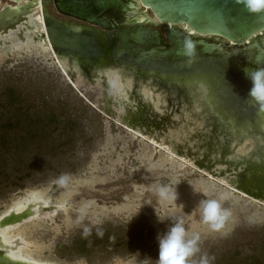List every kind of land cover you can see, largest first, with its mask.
<instances>
[{
  "label": "rangeland",
  "instance_id": "obj_1",
  "mask_svg": "<svg viewBox=\"0 0 264 264\" xmlns=\"http://www.w3.org/2000/svg\"><path fill=\"white\" fill-rule=\"evenodd\" d=\"M14 5L0 0V9ZM32 28L0 38V217L32 195L58 210L9 228L21 250L44 264H157V235L179 221L188 238L199 236L200 251L189 264L202 257L208 264H264V200L212 174L229 166L214 164L208 172L196 165L205 154L220 160L225 149L220 132L205 122L208 112L197 120L175 89L167 92L149 73L138 82L164 93L163 108L155 111L159 128L145 120L125 123L103 110L98 87L74 86ZM179 85L194 103L206 100L208 88L198 78ZM262 146L256 134L232 140L224 160L243 162L247 152L249 160ZM204 198L231 213L219 232L201 221L197 206Z\"/></svg>",
  "mask_w": 264,
  "mask_h": 264
},
{
  "label": "water",
  "instance_id": "obj_2",
  "mask_svg": "<svg viewBox=\"0 0 264 264\" xmlns=\"http://www.w3.org/2000/svg\"><path fill=\"white\" fill-rule=\"evenodd\" d=\"M28 1L37 2V0ZM39 1L42 7L41 15L45 30L44 33L41 32L42 37L48 41L57 56L67 58L70 63L75 62L84 73H89L88 70L91 69L124 67L129 71L131 68L129 72L133 80L139 81V78L151 73L153 78L161 80L159 81L162 83L159 84L160 87L165 88L169 93L170 88L175 89L180 95H185L186 87L179 84L196 77L208 88L206 100L210 96L212 98L219 96L220 91L233 94L234 89H231L230 86L222 87L225 84L219 69L222 60L229 57L232 50L237 47H242L246 51L254 48L260 50L256 42L252 40L264 34V14H250L243 6L237 5L234 0ZM49 5L57 14L69 20L66 22L58 21L46 9ZM137 7L146 9L151 21L137 22V16H135ZM8 9V7L5 8L4 13L0 14V25H2L0 32L13 27L15 23L20 21V17H15L12 11ZM25 10L26 8L23 7L19 12L25 13ZM152 19H155L159 25L152 22ZM71 20L91 28H82L72 23ZM11 23L14 24L8 27ZM151 27L161 28L165 41L170 45L168 48L161 45V37ZM99 30L108 35L115 34L116 36V48L112 52L114 65H108L105 61ZM187 41L193 44L191 55L186 53L185 43ZM251 61L255 65L264 66V51ZM70 76L72 79L74 78L72 74ZM165 82H171L169 83L170 87L164 85ZM218 84H222V86L218 87ZM102 86L106 90L104 96L107 93L112 100L115 99L109 84L104 81ZM214 99L216 100V97ZM206 100H204L201 110L202 114L208 112L209 121L207 120V122L213 128L212 132L214 133L220 130L218 128L220 115H225L217 113L215 109H207ZM167 101L169 102L170 98ZM186 101L188 102V97H186ZM101 102H103L105 112L112 116H118L125 123L142 121L143 113L139 112L137 107L139 105L142 110L146 107L136 102L133 106L126 108L125 111L131 117V119L126 120V116L117 115L111 108L114 101L109 102L105 99ZM214 102L215 104L211 102L209 104L217 105V102ZM146 110L148 117L146 116L144 120L152 123L154 128H159L158 121L154 123L150 117H160L161 119L162 117L156 112L154 113L149 107H146ZM243 115L249 114L240 113L238 119L242 120ZM198 118L196 117V119ZM226 119L233 118L226 116ZM223 123L226 124L224 120ZM210 141H213V137ZM214 141L219 144V140L215 139ZM231 141L224 140L223 143L226 147H230ZM242 143L239 141V144ZM236 148L237 146L233 149ZM225 149L226 151L223 149L221 151L220 160L217 158L211 160L209 154H205L202 155L201 159L197 158L199 162L196 165L208 170V172L214 164L229 166L226 170L216 169V172L210 171V173L213 172L214 176L224 178L232 185L236 184V189L246 195L264 200V154H262L264 147L259 148V162L252 159L253 157H249L248 160L245 158L247 156L242 158L243 162H226L225 156L229 155L230 151ZM242 163H245L244 167ZM57 210L56 206H42V204L32 201L21 211L10 210L5 216H2L0 218V230L2 232L34 217L52 214ZM1 238L0 236V264H37L31 260L27 262L11 258L2 250L5 245ZM16 241L19 243L18 240Z\"/></svg>",
  "mask_w": 264,
  "mask_h": 264
},
{
  "label": "bare ground",
  "instance_id": "obj_3",
  "mask_svg": "<svg viewBox=\"0 0 264 264\" xmlns=\"http://www.w3.org/2000/svg\"><path fill=\"white\" fill-rule=\"evenodd\" d=\"M10 1H14L15 5L14 6H10L8 7L9 11H12V13L15 15V17H20V21L17 23H11L8 27H10L11 25L14 24L13 27L7 28L6 30L0 32V38L3 37V32L8 33V35H10V33L12 32H16V31H22V30H26L29 31L31 30L32 27L36 26L38 29V32H45L44 30V24H43V20H42V7L40 5V1L37 0V2L32 3L29 2L28 0H10ZM139 6V5H138ZM26 8L25 13L23 12H19L21 8ZM5 11L4 9H0V14H3ZM147 10L144 8H140L137 7L136 8V15L137 16V22H147V21H151L150 17H148V14L146 12ZM17 15V16H16ZM152 22H154L156 25H159L157 23V21H155V19H152ZM2 26V25H0ZM33 29V28H32ZM43 43L47 46V48L49 49L50 56H55L57 60H59L61 66H62V70L65 73H68L69 75L72 74L74 76V80L75 82H73L74 86H83V84L85 82H89L90 86H95L98 87L99 90L101 91V99L104 101L106 99V101L109 102H113L111 108L116 112L117 115L124 114V111L126 108H129L130 106H133L134 104H136V102L141 103L142 105L149 107L153 110V112L155 113L156 109H158L159 111L162 110L163 108V94L159 93L160 90H154L153 84L149 83V82H138L133 80V77L131 76L130 72L122 67L119 68H104L102 70H88L89 73H84L82 71L81 68H78L79 65L75 64V62L70 63L69 60L65 57H58L56 56V54L53 52V50L51 49L48 41L45 40V38L42 39ZM67 74V75H68ZM71 79V80H73ZM107 82V84H109V88H111L112 91V96H114L113 98L115 99H111L109 94L106 93V95L104 96V92L106 91L104 89V87L102 86L103 82ZM191 84L189 83V86ZM153 87V88H152ZM188 88V87H187ZM186 88V90L184 91L185 95H181V98L185 101L186 97H188V108L189 111H191L192 116L199 117L198 119H200L202 117V110L201 112H198V109H201L200 106H202L204 104L203 103H194L193 102V98L190 97V93H188V89ZM189 89H191L189 87ZM154 90V91H153ZM172 91V90H171ZM151 92H155L156 95H152ZM175 98H178L179 94H175L174 95ZM189 98H191V100H189ZM152 101V102H151ZM187 102V101H186ZM209 98L208 100H206L207 106L209 104ZM146 107L144 108V110H142L139 105L137 108H139V112L143 113L142 116V120L145 119V115H147V110ZM204 107V106H203ZM202 107V108H203ZM209 108V107H208ZM135 111V110H134ZM225 116L223 117L224 122H226V125L222 122L223 120H221L222 122L219 123L218 128L220 129L219 132L222 135L223 140L226 139H231V140H238V139H244L246 137L252 136V134H256V132L259 134V136L262 134L263 130L260 126L256 125H248V124H244V123H240V121L238 120V116H235V113H228V112H223L222 113ZM126 120L131 119L130 116H128V112L126 111ZM226 116H232L233 119H226ZM123 117V116H122ZM150 118H152L154 123H157L158 120H156L157 118L154 116H151ZM197 119V120H198ZM220 121V120H219ZM230 121V122H228ZM207 122V120L205 121ZM218 122V120H217ZM237 122V124H236ZM208 123V122H207ZM241 124V125H240ZM217 125V124H216ZM237 125V126H235ZM228 127V128H227ZM234 127H236V130L233 129ZM254 130V131H253ZM262 130V131H261ZM258 134L256 136H258ZM262 136V135H261ZM216 140L217 137H215ZM224 148H227L226 146ZM259 148H256V150L254 152H249L250 157H253L252 159H255L256 157L260 159L259 156ZM226 151V149H224ZM242 148L239 149V153L242 152ZM243 154V153H241ZM248 154L245 153L244 155L246 156ZM264 154V153H262ZM248 157V155H247ZM256 158V159H257ZM41 195H32V196H28L26 197V199H24L23 201L17 203L15 206H13L10 210H15L17 212L21 211L23 208H25V206L30 203V202H37L39 204H42V206H47L50 205L48 202H45L41 197ZM10 210L6 211L4 213L3 216H5ZM53 214V213H52ZM51 215V214H48ZM47 214L44 216H48ZM2 217V216H1ZM0 217V218H1ZM11 230L5 229L1 232L0 230V236L2 237V243L5 245V248H3L2 250L9 255L11 258L14 259H18V260H23V261H27L29 262L31 259L29 258L28 252L26 251H22L21 250V245L19 243H17V241L15 240V236L13 237L12 235H10ZM33 261V260H31ZM37 264H44V263H37Z\"/></svg>",
  "mask_w": 264,
  "mask_h": 264
},
{
  "label": "clouds",
  "instance_id": "obj_4",
  "mask_svg": "<svg viewBox=\"0 0 264 264\" xmlns=\"http://www.w3.org/2000/svg\"><path fill=\"white\" fill-rule=\"evenodd\" d=\"M234 2L243 6L250 14H264V0H234ZM185 49L186 53L191 55L192 42L187 41ZM244 73L252 83L248 94L249 97L258 105L264 106V67H259L255 70L244 68ZM66 179V177L62 176L59 179V183L63 184ZM166 194V188L158 189V195L161 197ZM197 207L201 221L207 224L214 232L221 231L231 215L230 211L224 208L217 199H201ZM98 234L102 235V233ZM88 235L89 230L85 229L84 236L87 237ZM156 239L159 249L157 264H189L190 258L200 251L198 247L199 236L188 238L183 223L179 221L167 228L165 232L158 234ZM200 264H208L207 257H202Z\"/></svg>",
  "mask_w": 264,
  "mask_h": 264
},
{
  "label": "flooded vegetation",
  "instance_id": "obj_5",
  "mask_svg": "<svg viewBox=\"0 0 264 264\" xmlns=\"http://www.w3.org/2000/svg\"><path fill=\"white\" fill-rule=\"evenodd\" d=\"M66 22V21H65ZM74 24L79 25L82 28H91L89 26L83 25L79 22ZM154 31H156L161 37V45L165 48H168L170 45L165 41L161 28L151 27ZM101 34V49L103 50V54L105 56V61L108 65H114L112 63V52L116 48V36L108 35L106 32L99 30ZM256 42L258 48H254L253 50L246 51L242 47H237L232 50V54L222 60L219 69L221 71V75H223L224 85L230 86L231 89H234L233 94L220 91L219 96L216 97V100L209 97V101L214 103L217 102V105L208 104L207 109L213 110L215 109L217 113L222 114L223 112L235 113L237 114H249L247 116L243 115L242 120H239L240 123L248 124V125H258L262 128V136L260 135L261 140H264V106L258 105L254 100L249 97V91L252 87L251 81L245 76L244 68L249 70H255L259 67H264L261 65H255L251 60H254L262 51H264V34H261L257 38L252 40ZM224 73V74H223ZM215 86V85H214ZM214 100V101H213ZM209 107V108H208ZM214 110V111H215ZM241 116V115H240ZM238 116V117H240ZM242 117V116H241ZM221 123V121H219ZM218 123V124H219ZM237 124V122H236ZM226 125V124H225ZM238 125V124H237ZM241 125V124H240ZM261 130V131H262ZM254 131V130H253ZM258 132V131H257ZM256 132V135L259 133ZM259 136V134H258ZM228 140V139H226ZM231 140V139H229ZM243 140V139H238Z\"/></svg>",
  "mask_w": 264,
  "mask_h": 264
},
{
  "label": "trees",
  "instance_id": "obj_6",
  "mask_svg": "<svg viewBox=\"0 0 264 264\" xmlns=\"http://www.w3.org/2000/svg\"><path fill=\"white\" fill-rule=\"evenodd\" d=\"M10 105H11V103H10Z\"/></svg>",
  "mask_w": 264,
  "mask_h": 264
}]
</instances>
